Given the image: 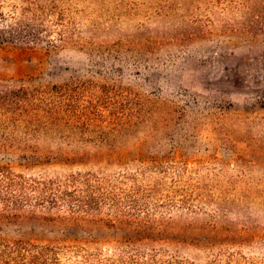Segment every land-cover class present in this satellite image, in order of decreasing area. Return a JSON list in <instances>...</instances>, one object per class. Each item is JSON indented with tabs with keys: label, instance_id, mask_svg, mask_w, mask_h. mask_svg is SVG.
<instances>
[{
	"label": "rangeland",
	"instance_id": "obj_1",
	"mask_svg": "<svg viewBox=\"0 0 264 264\" xmlns=\"http://www.w3.org/2000/svg\"><path fill=\"white\" fill-rule=\"evenodd\" d=\"M51 1L69 25H51L54 45L0 40V84L91 79L123 94H70L72 111L90 102L102 116L49 129L34 158L0 148L26 178L88 177L93 192L76 183L88 213L64 216L94 224L21 220L0 236L107 250L133 218L174 243L153 247L158 264H264V34L231 28L243 0Z\"/></svg>",
	"mask_w": 264,
	"mask_h": 264
},
{
	"label": "trees",
	"instance_id": "obj_2",
	"mask_svg": "<svg viewBox=\"0 0 264 264\" xmlns=\"http://www.w3.org/2000/svg\"><path fill=\"white\" fill-rule=\"evenodd\" d=\"M242 7L241 21L231 28L264 34V0H243ZM55 9L51 0H0V40L54 45L49 40L51 25L59 27V35L69 25V19ZM51 16L55 17L54 21L50 20ZM0 94V105L6 112V132L0 134V148L18 149L34 158L40 151L37 147L39 137L47 134L49 129L90 124L98 122V117L102 116L90 102L87 109L72 111V106L66 104L72 99L70 94L123 92L114 84L84 79L60 84H36L33 80L14 85L0 84ZM97 100L95 97L93 102ZM10 107L16 109L12 111ZM79 181L87 185V191L93 192L92 186H88V177L70 175L64 180L26 178L9 166L0 165V225L36 219L60 225L72 221L79 223L76 226L80 228L94 224L64 216L75 209H78V215L87 214L85 209H89L93 202L89 196L82 200L76 186ZM117 223L119 228L128 230L129 235L108 244L107 250V244L96 241L0 236V264H158L155 260L158 250L153 247L157 243L174 245L163 239H152L153 235L164 233L153 224L133 218H124ZM147 249L151 250L150 254L146 253Z\"/></svg>",
	"mask_w": 264,
	"mask_h": 264
}]
</instances>
